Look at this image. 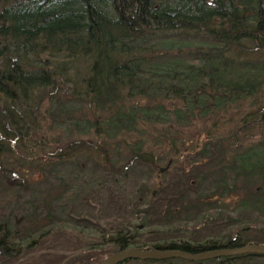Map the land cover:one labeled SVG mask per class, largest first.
Here are the masks:
<instances>
[{
    "label": "trees",
    "instance_id": "1",
    "mask_svg": "<svg viewBox=\"0 0 264 264\" xmlns=\"http://www.w3.org/2000/svg\"><path fill=\"white\" fill-rule=\"evenodd\" d=\"M262 114L264 0H0V264H25L60 228L99 243L56 264H100L130 248L264 246ZM253 132L260 138L242 144ZM93 150L110 172L101 189L120 199L124 218L102 202L108 215L77 216L91 176L61 177L42 207L21 213L31 169L81 174L78 157ZM161 157L175 177L160 171ZM208 227L222 230L197 239Z\"/></svg>",
    "mask_w": 264,
    "mask_h": 264
},
{
    "label": "rangeland",
    "instance_id": "2",
    "mask_svg": "<svg viewBox=\"0 0 264 264\" xmlns=\"http://www.w3.org/2000/svg\"><path fill=\"white\" fill-rule=\"evenodd\" d=\"M262 119L264 120V114L261 115ZM73 140L77 139H93V137L88 135H80L78 133H75L72 136ZM260 138L259 135L256 134V132H253V137H250V140L248 142H243L242 144H254L255 139ZM106 149L109 154H112V149L110 146L104 148ZM167 150V147L164 146L162 151L160 152L161 156L164 153V151ZM95 152V150H93ZM92 152L90 153L91 156H89V153L80 155L78 157V162L83 164V167L85 170L81 172L71 174L69 176L65 174L59 173V167L56 168L58 173L55 175L53 173H36L37 171L34 169H31L28 173V178L31 182H35L34 185H30L26 189H22L19 193L18 198V204L21 206V213H26L27 211L23 212L25 210V207L31 208L33 205L42 207V201L46 196H48L50 193H52L55 189H57L59 185V181L62 177L63 180L70 181L72 179L78 180L80 182L81 176L84 178L85 181H89V177L91 176V182L96 180L95 183L91 184V187L88 188L89 193L83 197V201H76L75 202V209L77 216L80 214H83L86 212L89 214L92 212V210L100 209L98 214L103 217L105 215H108L106 212V208L102 209L100 208V203L102 202L103 205L111 206L114 208V211L117 213V216L124 218L125 212L121 211L120 199H116L112 194V189L110 191L102 190L101 187L103 186L102 179H99V177L103 178V174L110 173L103 167V152ZM123 154V152L121 153ZM161 163H159V168H165L166 166V160L160 158ZM100 162V164H97ZM126 162L123 158L118 163L119 165ZM92 165H95L96 167L92 168ZM205 171H207V168H204ZM167 171V172H166ZM165 172L168 174L169 177H175L176 176V169L169 167ZM79 173V174H78ZM103 173V174H102ZM111 179V176H110ZM78 184V183H77ZM153 185V181L150 183ZM55 197V196H54ZM104 201V202H103ZM17 203V202H16ZM60 203L66 206L67 203H62V199H60ZM107 210L109 211V208L107 207ZM58 211V210H57ZM84 211V212H83ZM185 212V210H182L180 208L175 210V213H181ZM20 213V214H21ZM44 216V215H42ZM89 217V216H88ZM90 218V217H89ZM151 218V217H150ZM75 219H78L77 217ZM87 219V218H86ZM158 217H152V220H157ZM80 224L84 225V222L81 221ZM70 228V227H69ZM73 232L60 228L57 229L52 238L46 239L42 245H40L38 248L42 249L43 251L39 252L38 255L35 257L29 259L25 264H56L58 262H61L65 256L70 255L73 253V250H83L86 246H89L91 244L99 243V238L90 234H84V232H80V229H72ZM222 227H208L205 228L203 231H200L197 235V239H202L203 237H213L214 235H218L219 232H221ZM71 251V252H70ZM46 252H49L47 254ZM47 254V255H46ZM264 262V261H263Z\"/></svg>",
    "mask_w": 264,
    "mask_h": 264
},
{
    "label": "water",
    "instance_id": "3",
    "mask_svg": "<svg viewBox=\"0 0 264 264\" xmlns=\"http://www.w3.org/2000/svg\"><path fill=\"white\" fill-rule=\"evenodd\" d=\"M168 166L161 169V172L167 170ZM243 254H256L264 256V246L251 245L234 250H210L198 254H189L177 250H155L143 248H130L119 251L100 264H119L125 260H163V259H180L187 262H199L203 260L216 259L221 257H233Z\"/></svg>",
    "mask_w": 264,
    "mask_h": 264
}]
</instances>
